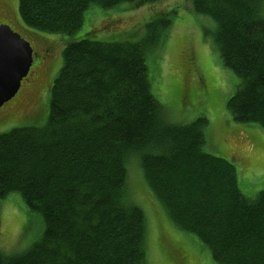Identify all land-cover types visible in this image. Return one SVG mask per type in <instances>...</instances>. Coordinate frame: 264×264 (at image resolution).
Instances as JSON below:
<instances>
[{
	"label": "trees",
	"instance_id": "1",
	"mask_svg": "<svg viewBox=\"0 0 264 264\" xmlns=\"http://www.w3.org/2000/svg\"><path fill=\"white\" fill-rule=\"evenodd\" d=\"M155 2L19 0V15L37 31L73 34L92 5ZM190 2L214 21L222 63L239 78L229 112L264 130V0ZM156 42L69 43L46 123L0 134V199L20 194L44 223L28 251L0 250V264H145L146 217L129 199L133 158L170 219L197 236L215 262L264 264V186L242 189L238 166L206 151L207 120L168 119L147 61Z\"/></svg>",
	"mask_w": 264,
	"mask_h": 264
},
{
	"label": "rangeland",
	"instance_id": "2",
	"mask_svg": "<svg viewBox=\"0 0 264 264\" xmlns=\"http://www.w3.org/2000/svg\"><path fill=\"white\" fill-rule=\"evenodd\" d=\"M0 9V25H8L27 40L34 55L31 75L23 80L16 98L0 109V134L46 123L51 87L69 43L84 38L140 42L152 37L157 41L147 51L152 91L168 119L176 124L207 120L206 151L238 166L242 189L255 191L264 186V130L236 122L229 112L228 99L239 78L222 63L214 21L194 13L190 0H157L153 6L140 8L131 3L112 8L92 5L82 27L73 34H49L26 26L19 15V0H0ZM158 21H169V25L162 28ZM151 62L157 71L153 72ZM128 167L129 199L142 207L146 217L145 264H218L197 236L170 219L148 188L138 160L131 159ZM43 232L41 215L31 212L20 194L0 199L3 253L28 251Z\"/></svg>",
	"mask_w": 264,
	"mask_h": 264
},
{
	"label": "water",
	"instance_id": "3",
	"mask_svg": "<svg viewBox=\"0 0 264 264\" xmlns=\"http://www.w3.org/2000/svg\"><path fill=\"white\" fill-rule=\"evenodd\" d=\"M33 48L8 25H0V109L20 92L33 66Z\"/></svg>",
	"mask_w": 264,
	"mask_h": 264
},
{
	"label": "flooded vegetation",
	"instance_id": "4",
	"mask_svg": "<svg viewBox=\"0 0 264 264\" xmlns=\"http://www.w3.org/2000/svg\"><path fill=\"white\" fill-rule=\"evenodd\" d=\"M2 12H3V11L0 9V14H1ZM30 75H31V73H29V76H30ZM29 76H28L26 79H28ZM15 98H16V97H15ZM15 98H14V99H15ZM14 99H13V100H14ZM5 105H6V104H5ZM5 105H4V106H5ZM4 106H3V107H4Z\"/></svg>",
	"mask_w": 264,
	"mask_h": 264
}]
</instances>
